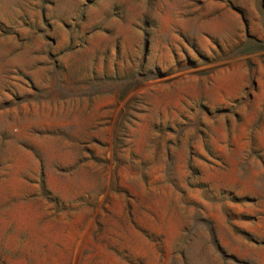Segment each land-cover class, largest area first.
Segmentation results:
<instances>
[{
  "label": "rangeland",
  "instance_id": "374dc122",
  "mask_svg": "<svg viewBox=\"0 0 264 264\" xmlns=\"http://www.w3.org/2000/svg\"><path fill=\"white\" fill-rule=\"evenodd\" d=\"M0 264H264V0H0Z\"/></svg>",
  "mask_w": 264,
  "mask_h": 264
}]
</instances>
